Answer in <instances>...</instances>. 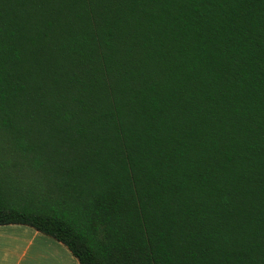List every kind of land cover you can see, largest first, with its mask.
I'll return each instance as SVG.
<instances>
[{"label":"trees","instance_id":"obj_1","mask_svg":"<svg viewBox=\"0 0 264 264\" xmlns=\"http://www.w3.org/2000/svg\"><path fill=\"white\" fill-rule=\"evenodd\" d=\"M80 264H264V0H0V225Z\"/></svg>","mask_w":264,"mask_h":264},{"label":"crops","instance_id":"obj_2","mask_svg":"<svg viewBox=\"0 0 264 264\" xmlns=\"http://www.w3.org/2000/svg\"><path fill=\"white\" fill-rule=\"evenodd\" d=\"M26 227L30 226L17 224L0 225V264H21L28 256L30 248L35 244L36 238L45 235L36 229L31 230ZM51 241H55L60 247L58 249L63 250V259L55 264H80L78 259L63 243L56 239Z\"/></svg>","mask_w":264,"mask_h":264},{"label":"rangeland","instance_id":"obj_3","mask_svg":"<svg viewBox=\"0 0 264 264\" xmlns=\"http://www.w3.org/2000/svg\"><path fill=\"white\" fill-rule=\"evenodd\" d=\"M26 228L35 230L31 227ZM51 240L55 239L46 235L36 238L35 244L30 248L28 256L21 264H55L57 261L61 262L63 250H59L60 247L57 243Z\"/></svg>","mask_w":264,"mask_h":264}]
</instances>
